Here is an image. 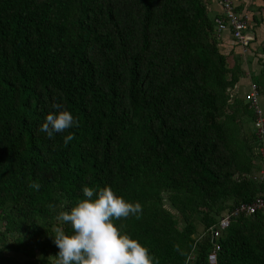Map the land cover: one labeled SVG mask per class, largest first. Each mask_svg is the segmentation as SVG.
Here are the masks:
<instances>
[{
	"label": "trees",
	"instance_id": "16d2710c",
	"mask_svg": "<svg viewBox=\"0 0 264 264\" xmlns=\"http://www.w3.org/2000/svg\"><path fill=\"white\" fill-rule=\"evenodd\" d=\"M222 16L207 0H0V264H54L53 229L71 231L56 216L85 186L141 203L140 219L115 223L159 264H213L210 228L264 197ZM252 83L260 94L264 63ZM54 98L80 125L48 139ZM216 241L214 264H264V212L233 216Z\"/></svg>",
	"mask_w": 264,
	"mask_h": 264
},
{
	"label": "clouds",
	"instance_id": "9594fccd",
	"mask_svg": "<svg viewBox=\"0 0 264 264\" xmlns=\"http://www.w3.org/2000/svg\"><path fill=\"white\" fill-rule=\"evenodd\" d=\"M51 108L58 111L50 112L39 128L40 132L47 134L48 139H54L56 133L79 127V119L59 99L54 98ZM254 127L257 135L255 118ZM73 139L74 134L69 132L64 136V146L67 147ZM256 144L260 146V143ZM29 187L39 191L41 185L32 182ZM142 213L140 202L125 199L111 186L83 187V198L70 211H60L56 216L61 225H70L71 231L66 232L62 226L53 229L51 235L59 248L54 264H159L158 258L150 254L146 245L123 231L124 225L115 223L133 216L140 219ZM176 249L179 250L178 245Z\"/></svg>",
	"mask_w": 264,
	"mask_h": 264
},
{
	"label": "crops",
	"instance_id": "0c3cea01",
	"mask_svg": "<svg viewBox=\"0 0 264 264\" xmlns=\"http://www.w3.org/2000/svg\"><path fill=\"white\" fill-rule=\"evenodd\" d=\"M236 7V12L239 17L244 18L248 22V47H251L248 55L245 56V45L237 41L233 36L230 28L217 31V37L219 39V46L224 53L239 56L244 64V75L240 78L237 85L232 90L233 99L231 103L235 102L234 98H241L245 103H248L246 99L247 93L251 89V82H253V75L259 74L264 63V0H231ZM208 8L210 12H214L213 18L218 17L220 14L224 15V9L221 0H207ZM235 62V61H232ZM252 64V66H250ZM254 72V74H253ZM261 93V106L264 109V87ZM248 120V121H247ZM249 118L244 119V122H239V128L241 139L246 135L249 140H252L255 133L254 122L249 121Z\"/></svg>",
	"mask_w": 264,
	"mask_h": 264
},
{
	"label": "built area",
	"instance_id": "2783aa9c",
	"mask_svg": "<svg viewBox=\"0 0 264 264\" xmlns=\"http://www.w3.org/2000/svg\"><path fill=\"white\" fill-rule=\"evenodd\" d=\"M221 3L225 14L223 18H217V29L219 31H222L230 28L232 30L233 36L237 39V41L242 44H246L249 40V35L247 33V20L239 17L231 0H221ZM246 97L250 103L251 108L255 112V125L257 128V136L260 141L259 148L260 151L264 153L262 151V147H264V110L260 106L259 92L256 83H251V89L247 93ZM262 155L264 158V154ZM262 169L261 171L264 172V170ZM259 210L264 211V198L261 196L255 198L251 203H242L240 207L225 213L218 220V225L210 228L213 238L216 239L220 237L223 230L229 227L233 216L238 215L240 212H245L247 215H252ZM215 243V247L209 253V261L213 264L216 263L217 253L221 249L220 244H218L217 241H215Z\"/></svg>",
	"mask_w": 264,
	"mask_h": 264
},
{
	"label": "rangeland",
	"instance_id": "374dc122",
	"mask_svg": "<svg viewBox=\"0 0 264 264\" xmlns=\"http://www.w3.org/2000/svg\"><path fill=\"white\" fill-rule=\"evenodd\" d=\"M210 16L211 17H213L214 16V12H210ZM248 43V42H247ZM245 52H244V54H245V56L246 55H248L249 54V52H250V49H251V47H248V45L246 44L245 45ZM231 59V58H230ZM250 66H252V64H250ZM253 74H254V72H253ZM262 79V78H261ZM260 99H261V93H260ZM264 107V106H263ZM253 128H254V125H253ZM262 151L264 152V147H262ZM254 152H255V154L257 155V158L259 159V155L260 154H264V153H262L261 151H260V148L258 147V145L256 144L255 145V148H254ZM259 154V155H258ZM256 160L257 162L259 161V162H261V163H263V167L262 168H264V158H263V161L260 159V160ZM260 163V164H261ZM262 170H264V169H262ZM253 177L255 178V179H262V178H264V172L263 171H261V169L260 170H254V172H253ZM12 239V238H11ZM12 241V240H11ZM9 254H14V252L13 251H10V252H8Z\"/></svg>",
	"mask_w": 264,
	"mask_h": 264
},
{
	"label": "bare ground",
	"instance_id": "6f19581e",
	"mask_svg": "<svg viewBox=\"0 0 264 264\" xmlns=\"http://www.w3.org/2000/svg\"><path fill=\"white\" fill-rule=\"evenodd\" d=\"M224 13V12H223ZM223 17V16H222ZM248 45V44H247ZM211 263V262H210Z\"/></svg>",
	"mask_w": 264,
	"mask_h": 264
},
{
	"label": "water",
	"instance_id": "95a60500",
	"mask_svg": "<svg viewBox=\"0 0 264 264\" xmlns=\"http://www.w3.org/2000/svg\"><path fill=\"white\" fill-rule=\"evenodd\" d=\"M214 242H215V239H214Z\"/></svg>",
	"mask_w": 264,
	"mask_h": 264
}]
</instances>
